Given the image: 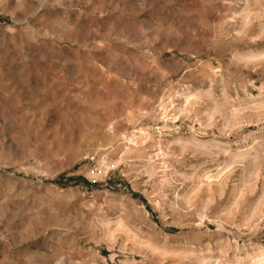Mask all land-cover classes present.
<instances>
[{
  "label": "rangeland",
  "instance_id": "1",
  "mask_svg": "<svg viewBox=\"0 0 264 264\" xmlns=\"http://www.w3.org/2000/svg\"><path fill=\"white\" fill-rule=\"evenodd\" d=\"M0 264H264V0H0Z\"/></svg>",
  "mask_w": 264,
  "mask_h": 264
},
{
  "label": "built area",
  "instance_id": "2",
  "mask_svg": "<svg viewBox=\"0 0 264 264\" xmlns=\"http://www.w3.org/2000/svg\"><path fill=\"white\" fill-rule=\"evenodd\" d=\"M96 172H97L96 168H91V169L89 170V175H90L91 177H93V176L96 175Z\"/></svg>",
  "mask_w": 264,
  "mask_h": 264
},
{
  "label": "bare ground",
  "instance_id": "3",
  "mask_svg": "<svg viewBox=\"0 0 264 264\" xmlns=\"http://www.w3.org/2000/svg\"><path fill=\"white\" fill-rule=\"evenodd\" d=\"M245 16V15H244ZM246 18H247V15H246ZM262 54V53H261Z\"/></svg>",
  "mask_w": 264,
  "mask_h": 264
}]
</instances>
